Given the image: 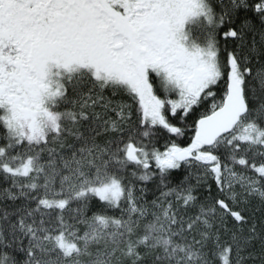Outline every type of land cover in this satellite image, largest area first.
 <instances>
[{"label": "snow or ice", "instance_id": "obj_1", "mask_svg": "<svg viewBox=\"0 0 264 264\" xmlns=\"http://www.w3.org/2000/svg\"><path fill=\"white\" fill-rule=\"evenodd\" d=\"M0 264H264V0H0Z\"/></svg>", "mask_w": 264, "mask_h": 264}]
</instances>
